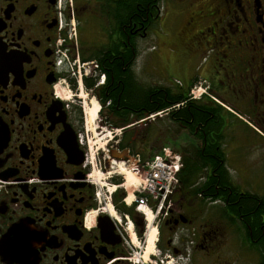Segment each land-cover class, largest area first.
<instances>
[{"label": "flooded vegetation", "instance_id": "1", "mask_svg": "<svg viewBox=\"0 0 264 264\" xmlns=\"http://www.w3.org/2000/svg\"><path fill=\"white\" fill-rule=\"evenodd\" d=\"M178 21L179 79L162 88L186 95L178 110L197 113L180 118L193 146L180 148L182 162L209 166L149 221L125 176L108 175L114 192L94 178L80 111L58 88L68 79L71 93L110 98L122 75L138 82L154 26ZM64 50L97 64L95 77L78 84L62 71ZM113 160L135 163L104 157L100 169ZM206 174L213 196L201 191ZM0 264H264V0H0Z\"/></svg>", "mask_w": 264, "mask_h": 264}, {"label": "rangeland", "instance_id": "2", "mask_svg": "<svg viewBox=\"0 0 264 264\" xmlns=\"http://www.w3.org/2000/svg\"><path fill=\"white\" fill-rule=\"evenodd\" d=\"M179 22L180 21H178L176 25L170 26L169 29H166L160 23L155 25L151 33L150 41L140 47L136 61L135 75L141 85L146 87L153 85L168 87L173 86L175 79H179L178 60L180 55V45L174 39L175 31H177V25ZM77 30V38H81L82 41H84L83 35L80 36L79 29L77 28ZM166 56L169 60L164 64L163 60L167 59ZM61 82L62 84L58 88V92L66 102H69L74 108H77L80 111L84 142L89 147L91 157L96 160L94 178L101 185L106 184L105 187H107L109 191H112L116 188V185L108 184V175L120 177L122 174L118 175L117 173L119 165H121L122 171L125 169L132 171L133 166V162L129 164L126 163L125 165L122 164V160H114L115 163L114 165L112 164L114 166L113 169L107 168L106 171L100 169L99 161L101 162V166H103V158H109L112 152L119 150L117 148L116 140L120 139L122 130L117 129L114 126L118 121L106 110L102 111V109H100L101 113L103 112L102 115L98 112L97 117L92 124L93 128H89L86 124L84 109L92 107L90 104L92 100H95L100 108L101 105L97 98L84 88L82 91L78 90L76 93L72 91L71 93V83H67L63 80H61ZM192 91H196L195 96L200 98L204 89L197 85L192 87L191 92ZM191 92L190 95H192ZM74 93L77 96H74ZM166 115L167 114L162 113L159 117L146 122L143 120L131 124L127 127L131 130V134L128 135L130 138L127 139V141L135 144V149L137 148V150L142 152L147 147L152 148L153 150L151 152H153V154L159 151L163 146L169 147L178 153L182 147H187L188 149L192 148L193 146H190L191 143H189L190 140H187L188 138L185 137L184 133L173 122L169 121ZM145 156L148 155L145 154ZM123 165H125V167H123ZM254 173L255 171L250 169L248 176L242 179L239 178L240 182H244L245 185L254 182V178H252ZM133 181L134 183L137 181L135 176ZM127 191L131 192L132 189H127ZM215 209L216 207L211 208L209 212L214 213Z\"/></svg>", "mask_w": 264, "mask_h": 264}, {"label": "trees", "instance_id": "3", "mask_svg": "<svg viewBox=\"0 0 264 264\" xmlns=\"http://www.w3.org/2000/svg\"><path fill=\"white\" fill-rule=\"evenodd\" d=\"M82 61H88L89 58L82 56ZM109 61H112L110 58ZM118 62V61H117ZM108 67V65H106ZM121 66L118 67V70L121 71ZM107 82L110 81L108 73L105 74ZM121 85L114 90V95L108 97L98 98V102L101 105L102 111L104 107L111 106L107 112L117 119L115 127L117 129H122V134L120 139H117V148L119 150H129V155L135 156L140 155L143 159L148 158L153 155L151 152L152 148H145L144 151L135 149L132 142L127 141L130 138L131 130L127 128L131 124L144 120L149 116L164 112L165 110L171 109L167 113V118L173 122L177 127H179L180 118L185 117L189 121H193L197 116V113L190 108L189 110L180 111L178 109H172L178 104H181L186 100V95L182 94L175 89H164L162 87H146L141 85L134 79L133 85L129 79H125V76L122 75ZM119 104V105H118ZM118 107V108H117ZM117 108V109H116ZM101 113V110H100ZM103 113V112H102ZM101 113V115H102ZM184 115V116H183ZM148 155V156H145ZM196 156H193V159H187L183 161V169L180 174L181 186L189 187L193 186L196 180L199 178V173H201L202 168L209 166L208 162H202L197 159ZM209 174H206V182L202 185L201 191L204 196H213L214 195V181L215 178H210ZM225 184L221 182V184ZM222 186V185H221Z\"/></svg>", "mask_w": 264, "mask_h": 264}, {"label": "built area", "instance_id": "4", "mask_svg": "<svg viewBox=\"0 0 264 264\" xmlns=\"http://www.w3.org/2000/svg\"><path fill=\"white\" fill-rule=\"evenodd\" d=\"M60 23L64 26V20L61 19ZM67 27L69 28L68 39L71 41L76 34L73 19L70 20ZM62 42L64 40L59 41L60 44ZM61 64L67 66L72 77L76 78L79 83L83 78L90 77L97 69V64L94 62H80L78 56L71 59L67 51L60 53L57 65ZM196 91L191 92L192 99H198L195 96ZM161 113L157 115H161ZM155 116H151L150 119ZM132 159L135 161L132 171L137 179L134 183V190L140 194L134 201L135 204L146 217L148 214L152 219L162 216L163 212H166L170 195L180 186L179 176L182 169L180 155L169 147H163L147 160H141L138 155ZM126 163L128 164V162L122 164L126 165ZM125 165L123 166L125 167Z\"/></svg>", "mask_w": 264, "mask_h": 264}, {"label": "bare ground", "instance_id": "5", "mask_svg": "<svg viewBox=\"0 0 264 264\" xmlns=\"http://www.w3.org/2000/svg\"><path fill=\"white\" fill-rule=\"evenodd\" d=\"M90 104L92 105V107L85 108L84 109V114H85V118H86V124L89 126V128H93L92 124L94 123V120L97 117V113L99 111V106L97 105V103L95 102V100H92ZM126 170H127V172H126ZM124 173H125V175H124ZM122 175L126 176L125 178H127V179H125L126 180V184H125V186H123V188L125 187L124 189L126 191H127V189L128 190L129 189H132L133 190L134 189V184H133L134 181L133 180H134V176H135V175H133V172L131 170L125 169V170L122 171ZM114 191H115V189H113L110 192H114ZM128 201L130 202V200H128ZM147 219L149 221H152V218H151V215L150 214L147 215ZM152 230H153V232H152ZM152 230H151V233L152 234L150 235V237H151V243H150L149 250L152 247L153 240L156 241V231H155V229H152ZM154 244H155V242H154Z\"/></svg>", "mask_w": 264, "mask_h": 264}, {"label": "water", "instance_id": "6", "mask_svg": "<svg viewBox=\"0 0 264 264\" xmlns=\"http://www.w3.org/2000/svg\"><path fill=\"white\" fill-rule=\"evenodd\" d=\"M7 141V139H6ZM6 143V142H5ZM127 153V151H123L122 153H118V152H112L111 153V157L113 158H123V156Z\"/></svg>", "mask_w": 264, "mask_h": 264}]
</instances>
